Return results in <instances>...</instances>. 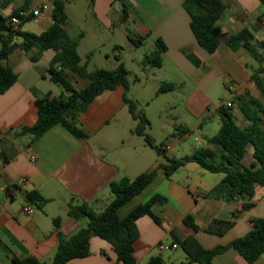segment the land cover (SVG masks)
<instances>
[{"label": "crops", "instance_id": "1", "mask_svg": "<svg viewBox=\"0 0 264 264\" xmlns=\"http://www.w3.org/2000/svg\"><path fill=\"white\" fill-rule=\"evenodd\" d=\"M85 1L91 4L97 26L81 28L67 12L65 28L72 38L80 39L79 54L82 62L85 57L84 64L90 70H114L118 67L116 55L123 54L125 50V45L119 42L120 36L130 45H142L150 40L155 45L154 51L159 48L160 40L165 46L162 66L155 68L158 72H153L151 69L154 67L146 66L143 59L140 64L144 74L135 75L134 83H143L148 77L145 73L150 72L155 75L158 90L164 84L174 86L173 90L162 94L187 90L189 108L197 117L204 115L212 106L219 112L224 101L217 105L214 92L222 86L231 94L230 101L224 104H232L233 108H238L237 97L261 98V91L252 79L260 68L259 64L256 66L253 57L244 49L235 51L227 43L231 36L245 28L254 33L256 40L264 41V5L260 0H222L228 9L217 23L220 46L213 54H208L198 44L184 0ZM23 3L24 0H11L8 5L0 3L1 14L8 17ZM119 3L122 11L118 8ZM43 4H47L49 9L33 20L40 33L52 24V3L50 0H33L28 9L31 12ZM118 47L122 49L117 51ZM37 53L36 49L30 52L16 50L10 56L7 65L18 74V81L0 95V142L6 141L4 148H7L9 157V161H5L1 154L3 146L0 145V264H15L14 257H34L45 264H52L59 245V232L71 237L87 225L86 220L76 221L69 215L71 205L86 203L95 212H102L111 201L110 184L113 181L123 177L134 179L160 164H170V145H161L170 149L158 154L157 158H148L146 149L150 146L135 138L138 137L134 133L138 121L125 103V94L138 104L140 101L133 93L130 70L128 90L122 85L115 90H107L89 105L81 119L86 138L75 137L62 125L52 127L35 141L28 135L26 143L22 142L25 136L8 135L12 129L36 124L37 98L48 94L58 98L69 95L61 84L51 79L48 71L56 52L45 51L34 62L31 57ZM99 57L104 65L97 66L96 62H101ZM71 80L80 85L78 89L88 83L73 74ZM262 117L264 122V114ZM235 119L244 121L242 126L249 125L243 116ZM180 133L185 136L189 129L185 128ZM188 167V164L182 167L186 170L182 178L176 176L181 168L170 178L160 172L145 191L120 210L119 215L124 218L156 194L168 199L153 208L161 224L149 215L137 221L139 239L135 244V255L138 264H147L151 257L157 255H161L168 264H200L189 260L182 248L185 239L194 236L207 249L226 246L252 231L253 219L264 218V187L257 188L252 200L209 198L207 193L224 176H212L207 180L199 168ZM22 178L26 182L20 184ZM31 191H39L50 202L42 209L34 204V213L27 214L24 212L25 205L29 203L26 194ZM249 202L253 206L245 210L244 206ZM187 215L195 218L201 227L199 231L184 224ZM57 218L60 219L59 231L54 222ZM214 221L235 223L225 233L217 234L206 230ZM159 243L176 244L178 247L160 251ZM90 245L91 254L74 259L71 264H125L119 261L108 241L94 236ZM211 264H264V254L257 262L249 263L237 250L230 248L217 255Z\"/></svg>", "mask_w": 264, "mask_h": 264}, {"label": "trees", "instance_id": "2", "mask_svg": "<svg viewBox=\"0 0 264 264\" xmlns=\"http://www.w3.org/2000/svg\"><path fill=\"white\" fill-rule=\"evenodd\" d=\"M33 0H24L20 9L15 10L10 16L1 14L0 7V95L6 93L18 81V74L7 65L10 56L16 50L30 52L34 49L37 55L31 59L37 62L41 55L48 50L56 52L49 67L51 79L61 84L67 93V98H58L48 94L37 98L35 104L38 109V120L34 126H24L18 130H10L8 135L15 137L32 136L35 141L45 135L52 127L64 126L77 138H86L82 125V117L88 111L89 105L107 90H115L119 86L129 89V70L123 62L121 53L116 55L119 65L116 69L90 70L87 64L82 62L79 54L80 39L72 38L65 28L68 20L66 0H50L52 3V24L40 34L19 31L14 32L9 20L12 16H18L21 11H28ZM264 5V0H260ZM11 0H0L3 5L10 4ZM184 7L191 16L192 32L202 49L208 54L215 53L220 46V32L217 23L228 9V5L222 0H184ZM35 19L33 15L23 18L22 27ZM135 42V41H134ZM136 43V42H135ZM227 43L237 51L244 49L259 64V70L253 74V81L261 91V98L237 97L238 109L247 126L240 125L235 119L233 107L224 103L219 108L221 126L217 133L209 139L205 146L186 155L181 159L169 158L170 164H160L157 168L144 172L136 178L123 177L110 184L111 201L101 213L95 212L88 204L71 205L69 215L76 221L86 220L87 225L82 227L71 237H65L59 232V245L53 257L52 264H71L77 258H84L91 254V239L94 236L108 241L118 255L119 261L125 264H138L135 255V244L139 239L137 221L146 216H151L158 224L160 218L154 213L153 208L158 204L167 202V197L156 194L145 203L136 206L126 217L121 218L119 212L132 202L157 178L160 172L166 177H172L180 168L188 163H198L210 173H223V179L208 193L209 198L217 200L249 199L255 197L258 187H264V41L256 40L254 33L248 28L231 36ZM158 49L146 55L143 63L146 66L160 68L163 61L165 46L158 41ZM118 47L116 50L120 51ZM71 74L87 80V85L78 89L71 80ZM174 89L173 85L164 84L159 94L167 93ZM125 103L133 118L138 121L134 133L144 138L148 146L155 149L159 155L163 153L162 146L155 143L148 133L150 121L139 108V104L125 94ZM187 132V131H185ZM6 141L0 142L3 146L2 156L9 161ZM253 147V156L256 162L251 167L243 165L248 147ZM26 199L43 208L49 199L39 191H31L26 194ZM253 206L252 202L245 204L248 210ZM238 215L235 216L237 219ZM56 229L59 231L60 219H55ZM184 224L194 231L201 227L196 223L192 215L184 218ZM235 221H214L206 230L223 234ZM254 229L243 237L233 240L229 245L217 246L212 249L203 247L199 241L190 236L182 243L189 260L200 264H211L213 259L230 248L237 250L249 263L257 262L264 254V218L252 220ZM15 264H45L34 257H14ZM147 264H168L161 255L153 256Z\"/></svg>", "mask_w": 264, "mask_h": 264}, {"label": "rangeland", "instance_id": "3", "mask_svg": "<svg viewBox=\"0 0 264 264\" xmlns=\"http://www.w3.org/2000/svg\"><path fill=\"white\" fill-rule=\"evenodd\" d=\"M66 1L67 12L69 16L75 20L77 25L85 29L97 26V22L92 17L90 2H86L85 0ZM118 8L122 11L120 3L118 4ZM23 29L24 31L32 33L41 32L40 29L36 28V21L26 23L23 26ZM118 34L120 35V33ZM119 42L125 45V50L122 56L123 61L128 66V70L131 71L129 78L132 81L135 75L144 74L140 62L146 55H150L154 52L155 45L150 40L144 42L142 45H130L122 36L119 37ZM99 58L101 59V62H96L97 66L104 65L102 58ZM85 61V57L83 56V63ZM254 64L258 66L256 61H254ZM90 68L92 69L93 66H90ZM151 70H153V72H158L155 68H152ZM145 74L148 77H145L143 83H134L133 81L131 83L133 85V93L140 101L139 108L143 110L151 122V126L148 128V133L153 137L156 145L171 146L172 149L168 153L169 158L181 159L186 155H191L196 149L205 145L219 130L221 126V116L219 112L212 108V106L206 109L204 115L197 117L189 108V93L187 90L178 89L175 93L158 95L159 90L155 75L150 72ZM72 81L77 88L80 87L77 82L74 80ZM230 95V92L222 86V88L214 92V99L217 102V105L223 101L227 104L230 101ZM232 111L236 118L243 116L238 108H233ZM237 122L240 125H245L242 120H238ZM262 125L264 127V122ZM185 128L189 129V133L182 136L180 132ZM135 138H139L141 142H145L142 137L138 136ZM28 141V135L22 138V142L26 143ZM146 155L148 158H157L158 152L151 147H147ZM254 162H256V160L253 156V147L249 146L247 154L243 160V165L251 167ZM188 166V168H199L198 170L206 174L207 180L208 178H213L212 176H216V178L218 175L224 176L223 173H210L197 163H188ZM185 172L186 170L181 168L176 176L182 178L185 176ZM179 252H183V250L179 249Z\"/></svg>", "mask_w": 264, "mask_h": 264}, {"label": "built area", "instance_id": "4", "mask_svg": "<svg viewBox=\"0 0 264 264\" xmlns=\"http://www.w3.org/2000/svg\"><path fill=\"white\" fill-rule=\"evenodd\" d=\"M47 9H49V6L47 4H43L40 8L34 9L31 12L30 11H21L18 16H12L10 18L9 25L14 32H19L22 30L23 18L27 17L28 15H33L35 18L39 17ZM228 106H232V104H228ZM168 149H170V148L169 147H163L162 148V150L164 152L167 151ZM33 159H35V158H33ZM25 182H26V180L24 178H22L20 180V184H23ZM35 209H36L35 205L33 203L29 202L25 205L24 212L27 214H33ZM177 247H178V245H176V244H173L172 246H168V245H165L163 243L158 244V249L160 251H165V250H168L171 248L176 249Z\"/></svg>", "mask_w": 264, "mask_h": 264}]
</instances>
